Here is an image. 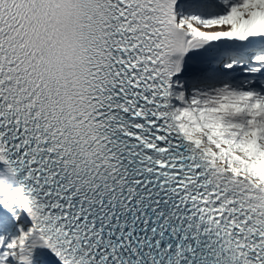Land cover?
<instances>
[{"label": "snow or ice", "instance_id": "6c2138e0", "mask_svg": "<svg viewBox=\"0 0 264 264\" xmlns=\"http://www.w3.org/2000/svg\"><path fill=\"white\" fill-rule=\"evenodd\" d=\"M45 250L264 264V0H0V264Z\"/></svg>", "mask_w": 264, "mask_h": 264}, {"label": "bare ground", "instance_id": "6f19581e", "mask_svg": "<svg viewBox=\"0 0 264 264\" xmlns=\"http://www.w3.org/2000/svg\"><path fill=\"white\" fill-rule=\"evenodd\" d=\"M41 257H43L45 264H58V262L50 254H48L46 250L37 253L38 264Z\"/></svg>", "mask_w": 264, "mask_h": 264}]
</instances>
